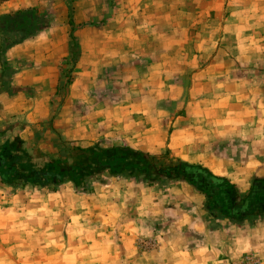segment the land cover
I'll return each instance as SVG.
<instances>
[{"label": "crops", "instance_id": "crops-1", "mask_svg": "<svg viewBox=\"0 0 264 264\" xmlns=\"http://www.w3.org/2000/svg\"><path fill=\"white\" fill-rule=\"evenodd\" d=\"M50 1L68 15L72 5L74 28L51 19L3 55L0 34V135L26 139L38 123L60 116L53 125L67 140L108 130L136 150L169 147L173 156L204 164L241 191L254 175L264 176V0H191L190 7L184 6L190 0ZM40 6L39 0H5L0 14ZM234 16L257 22L234 25ZM71 32L78 44L75 79L58 103L59 69L73 52ZM226 141L260 150L236 169L233 156L221 162L209 152ZM120 188L71 201L63 189L2 187L0 264H116L118 239L133 254L137 241L158 239L156 224H149L158 204L139 206ZM261 223L243 226L240 247L264 254ZM185 224L201 244L180 253L191 254L193 264L211 263L218 256L215 229L193 215ZM70 242L75 245H63ZM163 249L158 245L150 254Z\"/></svg>", "mask_w": 264, "mask_h": 264}, {"label": "rangeland", "instance_id": "rangeland-1", "mask_svg": "<svg viewBox=\"0 0 264 264\" xmlns=\"http://www.w3.org/2000/svg\"><path fill=\"white\" fill-rule=\"evenodd\" d=\"M233 1L236 4L238 2V0ZM191 2V0L187 1L184 6L190 7ZM39 3L41 5L40 8L46 13H48L50 20L58 18V22H63L65 25L69 22L71 29L74 28V24L70 23V17L67 18L69 16L67 12L65 10L64 12L62 11V13L60 12V6L55 3H52V1L50 0H39ZM239 21H243L244 24L248 23V25L250 24L251 26L257 22V18L252 16H234L231 17L230 23H234V25H236L237 23H239ZM21 64L22 63H19L20 66ZM19 65L17 64V66ZM22 66L24 65L22 64ZM24 68H26V66H24ZM75 68L76 61L73 60L72 52V56L69 59L65 60L61 65V68L59 69V80L57 81L56 85V94L58 96H56V101L58 103L62 101L64 96L67 94L68 87L72 84L73 80L75 79ZM39 97V99H41L42 95L39 94ZM70 112L73 113L72 110H70ZM71 113L69 115L71 117H74V115H71ZM69 115H67V117ZM59 117L58 119L56 118L57 120L54 118V120H56V122H59ZM170 118L171 117L167 116L166 120ZM54 120H45L43 122H40L38 123V125L35 126V128H33L34 130L32 129L33 133H31V129L30 132H28L26 138L28 140H25L29 142V146H33L36 149L35 153L40 154L43 152L51 156L57 155V146L60 143L59 137L61 135L53 125ZM104 133L107 134L103 136H94L95 134L93 135L92 133L91 136L88 138H84L78 141H69L73 142V144L81 145L83 147L96 146L97 144H100V146L103 148L120 147L122 150H120L119 152H127V157L130 156L128 154L130 153V150H127L126 148L130 146L123 142V140L120 138L121 136L119 137L117 133L108 134V130L104 131ZM13 136L15 135L7 134V132L1 134L0 143H3L9 137ZM259 150L260 149L256 148L253 144L245 145L242 143H229L226 141L220 144L217 149L215 148V151L209 152H213L211 154H214V157H219L218 160L221 162H227V158L233 156L237 160L236 169H240V164L243 165L242 162L249 160L250 157L254 156V153ZM136 151L143 152L148 155L150 154V157H146V161L144 163L138 161V168L129 166V162L126 161L123 162V167L125 168H122L119 173L111 172L110 170L104 169L99 172L82 177V179L85 180L86 189L89 191L84 190L83 185H76L73 181L64 182L58 187L56 191H53L50 188L46 187L39 188L31 185L27 186L36 190L46 192H57L63 189L65 199L77 201L81 199L80 195L84 194L85 196H92L93 194L98 192L103 193V188H111L112 185H117L118 189L119 186L121 187L120 190L124 189V192L128 195L129 198H131V200L139 199V206H141V203H143L145 207H147L149 204H153L155 206L156 204H158L156 206L157 211L154 214H150L149 217V224L152 223V226L156 224L153 227L157 228L158 230V239L155 238L157 236H152L153 238L141 239L137 241V243L139 244V249L134 250V254L133 250L128 249L127 247L125 248L124 242L118 239L117 244L121 254L118 257V262L116 264H172L175 260L177 263L181 262L180 264L195 263L196 259L194 260V257L192 258L191 254L180 253L182 249L193 248L196 245L201 244V237L195 234L191 227L185 224L187 217L192 215L194 218L197 217V219H202L206 223V225H208L209 228H213V230L215 229L213 231L215 232L213 233V250L218 256L214 257L211 263L209 264H264V254H262V252L260 253L259 250L249 249L247 247H240L241 245L243 246V239L246 238L244 236L245 234L243 235L240 230H242L243 226L249 228V226H256L255 224L257 223L262 224L261 222L264 221V219L262 220V218H264V215L256 219L251 218L248 221H245L240 224L233 222L228 217L222 218V212L215 213L219 215V217H215L214 215L210 214L211 212H209L205 208V199L207 197L205 194L199 192V190H197L192 184L186 183L183 180H177L174 177H168L162 173L167 169V165H170L171 163L175 165V161L177 159H180L172 155V152L169 147H166L161 152H147L143 150ZM215 152H217V154H215ZM84 154L85 156L84 158H82V160H88L87 158L90 157L89 152L85 151ZM152 156L155 157V159L152 160H154L156 164V169H152L147 172L145 171V167L149 163H151ZM222 156L226 157L222 159ZM128 161L130 160L128 159ZM200 165L205 167L204 164ZM237 177L240 179H247L248 176L238 175ZM255 177L264 176L254 175L253 178ZM224 178L229 179L227 177ZM229 181L232 183L231 179H229ZM2 187L6 188V190L8 191L18 189L6 185L5 183L0 181V190ZM249 187L245 191H241L238 187H236V189L242 194L245 193L249 189ZM225 188L228 187L226 186ZM205 189L210 193L214 188L209 186ZM112 193L116 194V190H113ZM138 211L141 213L143 212L142 209ZM145 215L146 214L141 216L145 218ZM253 222H255V224H253ZM250 223L253 225H251ZM250 237H252V234L250 235ZM157 244L160 246L164 244V252L161 251L159 252V254H150L152 250L157 248ZM63 245H66L67 247H72L75 244L73 245V243L70 242L66 244L64 243ZM99 258V256H95L91 257V260ZM66 259L71 258L66 257ZM64 264H81V260L77 259L72 262L64 261ZM106 264H109V262H107Z\"/></svg>", "mask_w": 264, "mask_h": 264}, {"label": "trees", "instance_id": "trees-1", "mask_svg": "<svg viewBox=\"0 0 264 264\" xmlns=\"http://www.w3.org/2000/svg\"><path fill=\"white\" fill-rule=\"evenodd\" d=\"M72 0H68L71 3ZM70 23L73 22V7L70 6ZM50 22L48 13L39 7H28L0 14L1 53L29 38H32L44 30ZM73 43V60L78 57V44L74 35H71ZM75 51V52H74ZM1 59L4 60V58ZM58 153L56 156L46 153H35V148L29 146V142L20 136L9 137L0 143V181L14 188H22L31 185L39 188H50L56 191L66 181H73L76 185H83L82 177L107 169L119 173L123 162H129V166L138 168V161L144 163L149 155L136 151L130 147L127 152L121 153L120 147L103 148L100 144L91 147H83L73 144L63 136L59 137ZM88 151L90 157L83 161ZM150 157V156H149ZM128 159L130 161H128ZM154 156L151 163L145 167L149 172L156 169ZM134 162H133V161ZM133 162V163H131ZM69 163V164H68ZM162 173L177 180H183L192 184L199 192L205 194V208L210 214L219 217L217 212H222L223 217L230 218L235 223H243L251 218H259L264 215V177H255L245 193H240L236 185L229 179L214 175L206 167L200 164H191L177 159L175 165H167ZM144 171V170H143ZM158 173V172H157ZM213 187L209 193L205 188ZM228 188H225V187Z\"/></svg>", "mask_w": 264, "mask_h": 264}]
</instances>
